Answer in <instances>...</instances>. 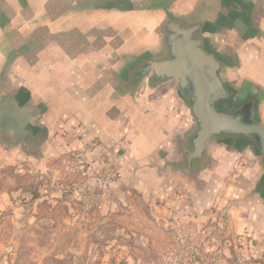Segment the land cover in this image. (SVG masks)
I'll list each match as a JSON object with an SVG mask.
<instances>
[{"label":"crops","instance_id":"0c3cea01","mask_svg":"<svg viewBox=\"0 0 264 264\" xmlns=\"http://www.w3.org/2000/svg\"><path fill=\"white\" fill-rule=\"evenodd\" d=\"M233 2L0 0V106L15 101L32 108L36 128L26 143L0 134V168L11 172L17 195L25 197L33 186V224L55 223L43 218L55 208L68 212L72 226L83 227L82 248L66 253L89 261L108 257L109 250L94 249L96 238H104L114 216L141 205L150 226L163 233L190 224L204 246L223 238L239 243L244 258L264 257V198L254 193L264 172L253 148L213 145L212 166L204 173L174 172L169 164L183 151L177 130L191 127L178 82L131 84L132 69L164 51L160 28L169 17L205 20L204 37L226 58L229 82L242 96H257L264 122V0ZM90 143L96 144L90 160L96 166L113 161L120 173L110 202L87 222L68 162ZM234 164L243 179L223 199ZM126 251L124 258L136 259Z\"/></svg>","mask_w":264,"mask_h":264},{"label":"water","instance_id":"95a60500","mask_svg":"<svg viewBox=\"0 0 264 264\" xmlns=\"http://www.w3.org/2000/svg\"><path fill=\"white\" fill-rule=\"evenodd\" d=\"M234 5L233 0H225ZM205 20L185 22L169 17L160 28L164 51L144 58L131 71V84L150 80L154 85L178 82V93L188 107L191 127L178 136L183 148L179 161L169 167L184 176L204 173L212 166L211 146H251L264 172V122L258 115V98L242 96L227 78V61L204 37ZM19 51L3 68L7 75ZM33 110L8 101L0 106V134L26 143L36 132ZM264 198V180L254 190Z\"/></svg>","mask_w":264,"mask_h":264},{"label":"rangeland","instance_id":"374dc122","mask_svg":"<svg viewBox=\"0 0 264 264\" xmlns=\"http://www.w3.org/2000/svg\"><path fill=\"white\" fill-rule=\"evenodd\" d=\"M7 171L0 168V264H87V262L88 264L98 262L99 264H134L135 261L144 264H165L164 259L168 255L182 260L192 253L189 247L182 246L176 236L177 228H170L168 232L166 231L167 234L161 232L159 227L152 228L148 221V213L141 205H137L134 212L114 216L115 222H110L111 225L102 235L99 233L104 238L101 240H99L100 237L96 238L94 249L109 250L111 255L101 259H90V261L81 257L75 258V255L71 256L66 252L71 248L77 249L78 252L82 248L79 238L83 236V227L72 226L67 221L68 212L55 208L43 215V218L53 219L55 223H50L48 220L50 225L33 224L32 211L28 207V204L32 203L36 197L32 191L33 186L28 189L29 192H26L25 197L17 195L13 187L15 180L8 178L11 172ZM228 173L232 174V179L230 178L226 187L223 186L226 188L222 191L223 199L226 198L227 194L224 193L228 187L236 188L243 179L241 173L236 171L235 164L228 169ZM24 204H26V211H23ZM220 204L222 202L218 206H221ZM133 218L137 222L135 228L130 223ZM117 220L119 223L116 222ZM117 225L126 229L119 231L120 227ZM96 232H94L95 236H100ZM196 240L197 244L201 246L203 244L205 253L217 256L216 264H264V257L244 258L240 244L235 245L228 239L219 238L212 247L204 246V240L198 235ZM127 247L137 260L124 258ZM117 254H123V256L120 257ZM192 264L211 263L210 260L202 263L193 260Z\"/></svg>","mask_w":264,"mask_h":264},{"label":"built area","instance_id":"2783aa9c","mask_svg":"<svg viewBox=\"0 0 264 264\" xmlns=\"http://www.w3.org/2000/svg\"><path fill=\"white\" fill-rule=\"evenodd\" d=\"M187 130H177L178 135H182ZM95 143L87 144L83 149L72 152L68 162V172L76 177L73 186V193L80 200L83 208L82 216L87 222L93 218L94 214L107 205L112 199V185L119 179V169L113 161H106L100 166H96L89 158V154L95 148ZM177 237L182 246H187L192 250L182 260L166 256L165 264H192L193 260L198 263L209 261L216 264L217 256L204 252L203 244L195 241L197 232L190 224H184L176 229ZM204 243V242H203Z\"/></svg>","mask_w":264,"mask_h":264}]
</instances>
